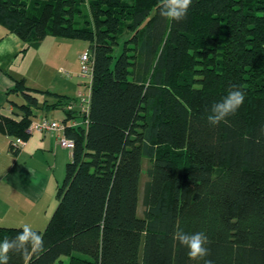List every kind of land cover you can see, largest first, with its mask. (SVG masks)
Instances as JSON below:
<instances>
[{
  "label": "trees",
  "instance_id": "trees-1",
  "mask_svg": "<svg viewBox=\"0 0 264 264\" xmlns=\"http://www.w3.org/2000/svg\"><path fill=\"white\" fill-rule=\"evenodd\" d=\"M160 6L0 0V22L30 47L49 35L84 39L95 60L88 124L67 128L75 148L58 205L34 229L43 251L10 252L8 264H264V0H192L179 22ZM18 84L24 116L0 115V132L26 139L38 98ZM233 86L243 105L211 125L212 105ZM66 111L65 122L75 113ZM22 230L0 226V243ZM180 231L204 232L210 255L191 260Z\"/></svg>",
  "mask_w": 264,
  "mask_h": 264
},
{
  "label": "crops",
  "instance_id": "crops-1",
  "mask_svg": "<svg viewBox=\"0 0 264 264\" xmlns=\"http://www.w3.org/2000/svg\"><path fill=\"white\" fill-rule=\"evenodd\" d=\"M75 40L49 35L38 48H33L0 22V115L15 120L24 116L20 108L26 103L21 92L24 86L18 84L24 79L25 87L38 98L31 119L49 116L65 122L68 114L62 103L77 99L79 93L73 75L61 71L74 70L77 61L71 51ZM16 88L19 90L14 91ZM56 103L61 104L48 107ZM74 110L67 124L83 120V106ZM13 137L21 138L0 132V226L27 224L43 230L58 205L57 189L73 150L61 146L57 135L32 131L28 138H21L22 144L15 153L10 149Z\"/></svg>",
  "mask_w": 264,
  "mask_h": 264
},
{
  "label": "clouds",
  "instance_id": "clouds-1",
  "mask_svg": "<svg viewBox=\"0 0 264 264\" xmlns=\"http://www.w3.org/2000/svg\"><path fill=\"white\" fill-rule=\"evenodd\" d=\"M192 0H161L159 14L165 18L177 22L185 19ZM245 93L233 86L220 101L212 105V114L208 116L211 125L216 126L226 121V118L234 115L243 105ZM180 245L188 249L187 255L193 261L204 260L210 255V249L206 246L211 243L208 236L200 231L186 233L180 231L176 234ZM29 248L32 252H41L44 248L43 237L29 225H23V230L12 240L5 239L0 243V264H8L10 252L26 253ZM204 264H213L210 259L204 260Z\"/></svg>",
  "mask_w": 264,
  "mask_h": 264
},
{
  "label": "built area",
  "instance_id": "built-area-1",
  "mask_svg": "<svg viewBox=\"0 0 264 264\" xmlns=\"http://www.w3.org/2000/svg\"><path fill=\"white\" fill-rule=\"evenodd\" d=\"M94 63V54L90 50H86L80 55L79 75L89 79V82L91 83L93 79ZM61 71L69 74V72L63 68L61 69ZM79 105L83 106L85 114H88L90 106V95H86L83 92L79 93L77 99L71 101L66 106V109L74 110V108ZM83 123L86 126L88 124V119H85L84 122H72V124H67V122L59 121L49 116H41L31 121L28 131L29 133L32 131H41L48 134L57 135L61 146L70 150H74L75 141L74 139L67 136V128L69 126H77ZM11 143L13 147L19 148L22 144V139L13 137Z\"/></svg>",
  "mask_w": 264,
  "mask_h": 264
},
{
  "label": "rangeland",
  "instance_id": "rangeland-1",
  "mask_svg": "<svg viewBox=\"0 0 264 264\" xmlns=\"http://www.w3.org/2000/svg\"><path fill=\"white\" fill-rule=\"evenodd\" d=\"M81 6H82V14L78 17V19H79V22L83 23V21L85 19L90 20V17H89L90 15H89L88 3L85 2ZM126 36H129L128 32H125L123 34V37H126ZM89 45H90L89 41H86L84 39H76L74 41V48L72 49L71 53H72V55L73 54L75 55L77 63L75 64L74 70L65 68V69H67V71H69L73 75V77H74L73 79L76 80V82H77L76 87L78 89L77 91H79V93L83 92L86 95H89V93H90L89 79L80 76L78 73H76V71H78L80 69V62H79L80 61V55L83 52H85L86 50H89ZM119 52H120V47H118L116 49L115 55H117ZM86 82H87V84H86ZM149 167H150L149 161L144 160L143 171H142V176H141V186H140V203H139V208H138V213L141 216L143 215V211H144L142 199H143L145 183L149 179V177L147 175V170ZM45 227L46 226H43V229H45ZM36 230H38V229H36Z\"/></svg>",
  "mask_w": 264,
  "mask_h": 264
},
{
  "label": "bare ground",
  "instance_id": "bare-ground-1",
  "mask_svg": "<svg viewBox=\"0 0 264 264\" xmlns=\"http://www.w3.org/2000/svg\"><path fill=\"white\" fill-rule=\"evenodd\" d=\"M83 111H84V107H83ZM84 113H85V111H84Z\"/></svg>",
  "mask_w": 264,
  "mask_h": 264
}]
</instances>
